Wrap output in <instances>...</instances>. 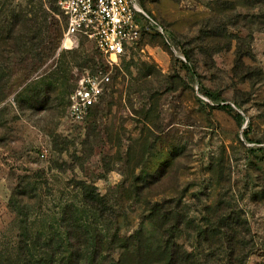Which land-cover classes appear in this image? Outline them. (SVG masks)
Instances as JSON below:
<instances>
[{
  "label": "rangeland",
  "instance_id": "obj_1",
  "mask_svg": "<svg viewBox=\"0 0 264 264\" xmlns=\"http://www.w3.org/2000/svg\"><path fill=\"white\" fill-rule=\"evenodd\" d=\"M60 2L0 0V261L69 236L125 264H264V0H139L189 68L146 36L82 124L68 97L102 60L62 49Z\"/></svg>",
  "mask_w": 264,
  "mask_h": 264
},
{
  "label": "built area",
  "instance_id": "obj_2",
  "mask_svg": "<svg viewBox=\"0 0 264 264\" xmlns=\"http://www.w3.org/2000/svg\"><path fill=\"white\" fill-rule=\"evenodd\" d=\"M60 7L62 49L90 44L102 60L100 68L81 76L68 97L67 118L73 124L84 123L111 92L115 69L143 37L159 34L176 58L187 64L183 48L139 0H61Z\"/></svg>",
  "mask_w": 264,
  "mask_h": 264
},
{
  "label": "trees",
  "instance_id": "obj_3",
  "mask_svg": "<svg viewBox=\"0 0 264 264\" xmlns=\"http://www.w3.org/2000/svg\"><path fill=\"white\" fill-rule=\"evenodd\" d=\"M42 20L44 22L46 20V14L45 13L43 15ZM23 22L25 23L24 25H26L27 28L29 27V25L31 27H33V25L36 24L35 22H33L31 20H25ZM149 35H151V36L156 35L162 39V37L156 33L149 34ZM149 35H147V36H149ZM145 37H143V38H145ZM162 41L165 44L163 39H162ZM173 42H174V40H173ZM183 52H184V50H183ZM133 53L134 52H132V54L130 56L125 57L123 59V61L125 59L131 58ZM186 59H187V57H186ZM176 60L180 64H183V66H185V68H189L188 65L180 62L177 58H176ZM201 93L203 95H206L207 97H209L213 101L218 100V97L215 94L210 93L206 90H204V92H201ZM222 107L224 109L231 110L230 105H225ZM235 117H236V120L238 123L242 124L244 122V118L241 114H237ZM245 136H247L246 133H245ZM65 226H66V229H68L67 232L71 233L72 228L70 227V225H64L63 227H65ZM66 241H67L66 246H61L60 244H62V243L58 242V244H56L57 242L55 241V239H49L46 241L21 239L17 245V249H16V253H15L14 257H11V258L9 257V261H3V262L0 261V264H65V263L66 264H125L122 258L119 259L118 261H116L115 259H113L110 256L109 257L103 256V252L105 253V251H104L105 247L103 246L102 242H96L95 241L94 242L95 244L92 246L90 244V241H82V240L77 241L76 240L74 242H77L78 244L80 243L79 244L80 247H78L73 242V239H71L69 236L67 237ZM66 241H65V243H66ZM88 244H90V245H88ZM33 246H36V247H33ZM34 249L36 250V254H35L36 257H35V260H32ZM62 249H65L66 252L62 253L61 252ZM82 249H84V253H83ZM1 258L2 257H0V259ZM139 258H141V259L139 260L138 264H144L141 260L145 259V258L143 256L139 257ZM182 261H183V256H181V255L180 256L179 255L174 256L173 255V256L168 258V261L167 260H165L163 262L158 261V262H155V264H163L164 262H165V264H182Z\"/></svg>",
  "mask_w": 264,
  "mask_h": 264
}]
</instances>
